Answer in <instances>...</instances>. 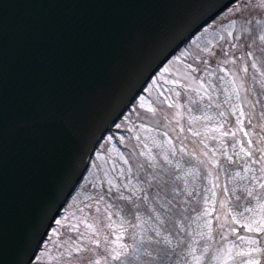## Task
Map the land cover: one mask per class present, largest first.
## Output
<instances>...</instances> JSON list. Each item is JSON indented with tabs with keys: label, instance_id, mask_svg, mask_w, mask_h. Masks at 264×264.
Returning <instances> with one entry per match:
<instances>
[{
	"label": "rangeland",
	"instance_id": "374dc122",
	"mask_svg": "<svg viewBox=\"0 0 264 264\" xmlns=\"http://www.w3.org/2000/svg\"><path fill=\"white\" fill-rule=\"evenodd\" d=\"M245 27L250 31L244 32ZM262 27L264 0H237L168 58L103 136L31 264H158L146 253L155 256L164 246L145 244L142 238L154 235L149 225H157L145 209L156 205L137 197L147 192L151 198L158 191L149 189L144 178L150 174L147 161L159 163L162 154L173 164L180 162L181 174L192 172L186 184L178 182L186 191L178 197L180 214L172 217L190 226L181 232L166 221L161 229L164 235L171 233L174 245L177 239L189 242L175 251L167 249L178 264H196L189 251L181 253L185 248L195 249L200 264H244L249 257L238 253L264 248V233L244 227H255L264 217L259 207L264 196H247L249 188L264 193L248 178L264 175L259 164L251 163L264 148V43L257 39ZM150 105L156 115L147 111ZM242 147L253 154L251 159ZM245 167L252 171L245 173ZM161 197L171 195L161 192ZM192 206L199 214L190 211V219L187 210ZM113 249L122 251L120 260L111 259ZM253 256L264 264V255ZM171 262L166 258L164 264Z\"/></svg>",
	"mask_w": 264,
	"mask_h": 264
},
{
	"label": "water",
	"instance_id": "95a60500",
	"mask_svg": "<svg viewBox=\"0 0 264 264\" xmlns=\"http://www.w3.org/2000/svg\"><path fill=\"white\" fill-rule=\"evenodd\" d=\"M237 0H0V264H31L156 71Z\"/></svg>",
	"mask_w": 264,
	"mask_h": 264
},
{
	"label": "snow or ice",
	"instance_id": "6c2138e0",
	"mask_svg": "<svg viewBox=\"0 0 264 264\" xmlns=\"http://www.w3.org/2000/svg\"><path fill=\"white\" fill-rule=\"evenodd\" d=\"M251 23V21H249ZM257 23H260L259 21ZM244 32H249L250 29L245 27L243 29ZM228 35H233V33H228ZM257 39L264 43V27L261 28V33L258 35ZM207 47V46H206ZM201 51H204V49H201ZM209 54H211L209 52ZM252 54L249 53V56ZM191 68V65H189ZM253 68L256 67L255 64L252 65ZM195 71V69H192ZM223 70V69H221ZM247 71V69H244ZM167 71V69H165ZM179 95V94H177ZM192 103H196V101H192ZM177 105L173 104H168L169 108L176 107ZM148 112L152 113L153 115H156V110L150 105L147 109ZM223 115V113H221ZM119 127V125H117ZM166 135V133H165ZM224 135H227V133H224ZM234 135V134H233ZM252 142L249 141V144ZM241 152L244 153L245 156L249 157V159L252 158V153L246 151L243 147L240 150ZM260 152V155L257 159H251L252 164H259L260 167L258 171L260 173H264V148L258 149ZM172 155L175 156L176 153L175 151L172 152ZM228 161L231 163L232 157H227ZM125 163H128V161H125ZM203 163V162H201ZM141 169L145 168L144 164H141L139 166ZM147 168L149 170V175L145 176L144 178V183L148 185V188L151 189L155 187L158 189V191L155 192V194L150 198L147 192L143 188L138 189L137 191L145 192L142 196L137 197V199H140L144 202H148L149 204H155L156 207H148L145 210L149 213V220H152L156 227H152V225H149V229L153 232L154 234V241L150 238V242H154L156 245H163L164 247L159 249L157 251V254L155 256L152 255L151 252H147L146 254L150 257H152L153 260H158L160 264H164L165 259H171L169 256V253L167 251L168 248H171L173 251L177 247H179L180 244H182L184 241L177 239V243L174 245L173 244V239L171 233L168 235L162 234V227L165 225L166 221L170 222L174 225V227H179L180 231L183 232L184 229L182 226L179 225L177 221H174L172 219L173 216L179 215L180 214V209L177 208V204L180 203L178 200V197L181 195L182 192H185V188H181L178 182L184 181L186 184L187 181L185 180V177L188 175H192L191 171H188L186 173H182V168L181 164L179 161H177L175 164H173L172 160L169 158L167 154H162L160 157V162L157 163L155 158H152L147 161ZM243 171L245 173L251 172L252 169L250 167H245L243 168ZM236 176L240 177L241 179H245V177H242L240 172H236ZM250 180L255 181L256 185L259 189L264 190V175H252L248 177ZM110 185L115 187V185L112 184V181H108ZM127 187V186H125ZM161 192L165 193V195H171L170 199H163L161 197ZM193 193L192 192H187L188 196H191ZM247 196L248 197H257V196H264V193H259L256 191V188H249L247 189ZM103 197H101L102 199ZM124 199L125 197H121ZM239 199V197H237ZM175 201V203H174ZM259 207L262 212H264V203L259 204ZM245 211L251 212L254 211L252 208H246ZM241 215H243L241 213ZM136 219L139 220L140 216H136ZM235 220V217H233ZM59 223V221H57ZM145 224H148V220L144 221ZM91 227V226H89ZM244 227L247 228L248 231L252 232H260L264 233V217L260 221L255 222V227H253L251 224H246ZM243 239V237H241ZM251 244L255 245L257 244V241L252 240L249 241ZM97 245L99 242H96ZM125 246L121 245V249H123ZM207 251V249H205ZM253 253H257L260 255H264V248L262 247H254L251 251L249 252H240L238 255L240 256H247L249 259L244 261V264H261L260 259L256 258L253 256ZM122 255V251H117L115 249L112 250L111 254V259L112 260H120ZM188 255L192 256L193 260L196 262V264H200V257L195 255V249L190 248ZM95 264H100V261L97 260ZM187 264V261H186Z\"/></svg>",
	"mask_w": 264,
	"mask_h": 264
},
{
	"label": "trees",
	"instance_id": "16d2710c",
	"mask_svg": "<svg viewBox=\"0 0 264 264\" xmlns=\"http://www.w3.org/2000/svg\"><path fill=\"white\" fill-rule=\"evenodd\" d=\"M245 204V203H244ZM249 203L247 202L245 205H248ZM188 214H189V217H190V219H193L191 216H193V215H191L190 214V211H191V213L192 214H199V209H197V208H193V206L191 207V208H189L188 210ZM179 223V225L180 226H182L183 227V229L185 228V229H187V227H189L190 225H189V221H183V220H181V221H179L178 222ZM184 223H186V224H184ZM194 228V226H192L191 227V229H193ZM178 237H179V233H178ZM189 237V236H188ZM143 238V240L145 241V244L148 242V243H154V242H150V238L154 241V239H155V237H154V235H150V236H148L147 234H146V236H144V237H142ZM142 238H140V240L142 239ZM188 240L190 241L191 239L190 238H188ZM183 243H182V245L183 246H186L187 245V243H189L188 241H186L185 239H183ZM138 248V247H137ZM170 249V248H169ZM189 249L190 248H185V249H183L182 251H181V253L182 252H184V250H187V251H189ZM169 256L172 258V262L170 263V264H178L177 263V256L176 255H171V254H169ZM175 258V259H174ZM174 260V261H173ZM158 264H160V262H158Z\"/></svg>",
	"mask_w": 264,
	"mask_h": 264
}]
</instances>
